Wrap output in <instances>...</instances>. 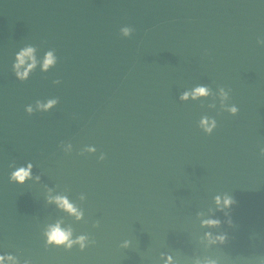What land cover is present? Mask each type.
Instances as JSON below:
<instances>
[{
  "label": "water",
  "instance_id": "1",
  "mask_svg": "<svg viewBox=\"0 0 264 264\" xmlns=\"http://www.w3.org/2000/svg\"><path fill=\"white\" fill-rule=\"evenodd\" d=\"M258 41L264 0H0V255L20 264H261ZM25 47L55 62L20 82L12 65ZM197 87L211 93L193 99ZM49 100V112L24 111ZM86 147L95 151L79 155ZM28 163L33 178L10 183L9 165ZM49 190L82 217L47 203ZM48 225L95 245L45 249ZM205 233L226 239L209 244Z\"/></svg>",
  "mask_w": 264,
  "mask_h": 264
},
{
  "label": "clouds",
  "instance_id": "2",
  "mask_svg": "<svg viewBox=\"0 0 264 264\" xmlns=\"http://www.w3.org/2000/svg\"><path fill=\"white\" fill-rule=\"evenodd\" d=\"M124 35H128L131 31L129 28L125 27L121 30ZM258 43H264L258 41ZM26 61H30V63L27 64V67L24 69V71H21L22 66L25 65ZM55 62V58L51 52H48L45 54L42 61H38L36 57L34 56V49L32 47H25L21 49L15 57V61L12 65L13 74L17 81L25 82L29 79V72L30 70L34 69L35 66L38 63H41L42 70H48L50 66H52ZM55 83L59 84L60 81L57 80ZM228 91H231L229 88ZM211 93V90H206L205 87H197L191 95L193 96V99L200 96H206ZM219 97L221 99V102L228 98V93L225 91L224 87L219 88L218 90ZM189 93H185L181 96V99H186ZM57 103L56 100H49L46 103H41L40 101H36L35 106L32 105H26L24 108V111L28 115H32L34 112H49L50 109L53 108V106ZM229 111L233 116H236L239 112V108L237 105H233L231 107H228L226 109ZM213 127H208L206 125H201V130L205 133V135H211L213 133ZM60 150H62L65 154H70L72 152V145L70 142L61 141L58 145ZM94 148L86 147L84 148L79 155H84L85 153H91L94 152ZM259 155L261 157H264V148L260 149ZM104 154H101L99 157V160H103ZM11 171L9 173L8 179L10 183H15L18 185L25 184L26 181L31 180L32 177V164L28 163L26 165L21 166H14L9 165ZM37 179H39L37 177ZM81 199L84 200L85 196L82 195ZM46 202L49 204H55L57 207V210H63L69 214H72L75 216L77 220H79L83 215V209L79 208V206L74 205L73 203H70L67 197H64L62 195H55L53 196L51 191L49 190L47 196H46ZM231 202L230 197L225 198V204H228ZM220 201L217 199V204H219ZM219 223L217 220L213 219H206L202 221L203 225L208 226H215ZM98 222L93 224V227H97ZM43 237V246L45 249H48L50 247H56V248H63L66 251H70L74 247L78 246V249L80 251H84L86 248L95 245V240L91 239L89 235L82 234L78 236H74L73 232L69 228H61L59 225H48L41 233ZM205 238L207 239L209 244H214L217 242L223 243L226 239V236L224 234H218L213 236L211 233H205ZM126 246V244H125ZM0 264H20V260L17 256L12 254H3L0 255ZM23 264H32L31 260L25 259L23 261ZM206 264H215V261L208 260L206 261ZM261 264H264V260L261 261Z\"/></svg>",
  "mask_w": 264,
  "mask_h": 264
}]
</instances>
